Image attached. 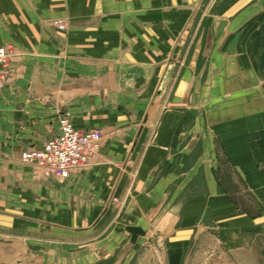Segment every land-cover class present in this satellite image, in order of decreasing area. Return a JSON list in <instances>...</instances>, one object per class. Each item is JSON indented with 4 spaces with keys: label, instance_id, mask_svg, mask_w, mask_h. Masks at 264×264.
I'll use <instances>...</instances> for the list:
<instances>
[{
    "label": "crops",
    "instance_id": "obj_1",
    "mask_svg": "<svg viewBox=\"0 0 264 264\" xmlns=\"http://www.w3.org/2000/svg\"><path fill=\"white\" fill-rule=\"evenodd\" d=\"M7 45L0 264H184L196 233L187 264L205 240L264 264V0H0ZM61 112L104 136L94 166L56 180L20 155Z\"/></svg>",
    "mask_w": 264,
    "mask_h": 264
},
{
    "label": "built area",
    "instance_id": "obj_2",
    "mask_svg": "<svg viewBox=\"0 0 264 264\" xmlns=\"http://www.w3.org/2000/svg\"><path fill=\"white\" fill-rule=\"evenodd\" d=\"M54 22L59 30H65L63 21ZM13 54L11 46L0 47V88L9 77L12 64L10 57ZM103 136L100 129H76L69 114L63 113L59 119V134L47 140L39 149L25 150L20 159L22 164L32 168L41 177L65 180L97 163Z\"/></svg>",
    "mask_w": 264,
    "mask_h": 264
},
{
    "label": "rangeland",
    "instance_id": "obj_3",
    "mask_svg": "<svg viewBox=\"0 0 264 264\" xmlns=\"http://www.w3.org/2000/svg\"><path fill=\"white\" fill-rule=\"evenodd\" d=\"M63 23L66 25L65 21ZM54 26L57 27L56 25H54ZM66 29L67 28H65V30ZM10 58H11V61L13 62L14 58H15V54H13V57H10ZM61 113H66V112H61ZM197 183L199 185V183H201V182L198 181ZM194 188H195V186L193 184L192 187H191V190H190V192L193 193V194L187 193V196H186L187 199L196 197V194H194V193H196L197 191H195ZM239 202L242 204L241 205L242 207H244V208L248 207L249 209H252L248 197H246V198L240 197L239 198ZM115 204H117V203L115 202ZM118 208H121V204H120V207H118ZM115 215H116V213H113L111 218H109L110 221L112 219H115V217H114ZM98 232L100 233V230H98ZM38 235H39V233H36L35 231L33 232L34 238H36ZM153 236H154L155 239L153 240V242H150V244L152 245V247L155 250H157V249L161 248V246H158L157 243H156L157 240H158L157 237L159 235L155 234ZM46 238L47 239H53L52 236L49 235V234H47V237H45V239ZM84 240H85V238L82 235H79V237H77V241H81V243L77 244L76 248L85 246V244L83 243ZM202 243L203 244L202 245L200 244V246H199L200 248H198V250H196L197 253H195L196 255H194L193 259L191 260V264H228L229 260L227 259L226 255H223V253L219 252L217 246H215L214 244L212 245V241L211 240H209V241L205 240ZM201 246H202V248H201ZM202 250H203V252H201ZM141 256L142 255L140 254V257Z\"/></svg>",
    "mask_w": 264,
    "mask_h": 264
},
{
    "label": "water",
    "instance_id": "obj_4",
    "mask_svg": "<svg viewBox=\"0 0 264 264\" xmlns=\"http://www.w3.org/2000/svg\"><path fill=\"white\" fill-rule=\"evenodd\" d=\"M176 52H177V49L175 50V53ZM125 231L130 235L131 243H135L138 237H144L146 235V231L140 226H126ZM197 235L198 234L196 233L195 237L193 238V240H192V242H191V244L187 250V253H186V256L184 259V264H187L189 255H190V253L193 249V246L195 244V241L197 239Z\"/></svg>",
    "mask_w": 264,
    "mask_h": 264
},
{
    "label": "bare ground",
    "instance_id": "obj_5",
    "mask_svg": "<svg viewBox=\"0 0 264 264\" xmlns=\"http://www.w3.org/2000/svg\"><path fill=\"white\" fill-rule=\"evenodd\" d=\"M55 22L53 21V24H54ZM21 259V258H20ZM14 264V263H13ZM20 264H22V263H20Z\"/></svg>",
    "mask_w": 264,
    "mask_h": 264
}]
</instances>
